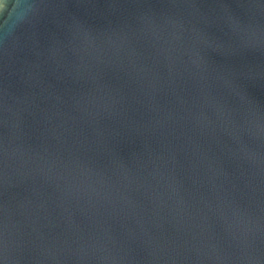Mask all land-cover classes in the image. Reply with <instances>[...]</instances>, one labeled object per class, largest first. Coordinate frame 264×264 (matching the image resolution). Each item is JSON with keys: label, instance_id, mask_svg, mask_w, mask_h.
<instances>
[{"label": "water", "instance_id": "water-1", "mask_svg": "<svg viewBox=\"0 0 264 264\" xmlns=\"http://www.w3.org/2000/svg\"><path fill=\"white\" fill-rule=\"evenodd\" d=\"M0 264H264V0H0Z\"/></svg>", "mask_w": 264, "mask_h": 264}]
</instances>
